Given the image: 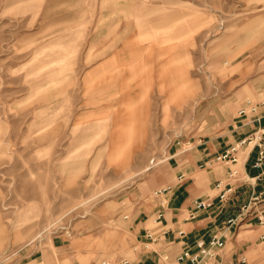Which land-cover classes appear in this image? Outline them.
<instances>
[{"label":"rangeland","instance_id":"rangeland-1","mask_svg":"<svg viewBox=\"0 0 264 264\" xmlns=\"http://www.w3.org/2000/svg\"><path fill=\"white\" fill-rule=\"evenodd\" d=\"M141 35L176 36L177 55L151 137L129 156L144 94L113 125L111 69L87 74ZM247 101L264 102V0H0V264L30 251L46 264L130 260L139 206L194 164L199 141L231 136Z\"/></svg>","mask_w":264,"mask_h":264},{"label":"crops","instance_id":"crops-1","mask_svg":"<svg viewBox=\"0 0 264 264\" xmlns=\"http://www.w3.org/2000/svg\"><path fill=\"white\" fill-rule=\"evenodd\" d=\"M141 37L143 39L141 46L138 48L126 46L119 49L104 62V65L93 69L94 71H88L87 74L89 78L106 65L107 69H111L108 72L110 77L107 80L110 82L113 91L107 95V99L116 100L118 106V108L114 107L115 111H108L110 113L109 118H111L108 122L113 125L117 123L118 114L123 115L124 113L123 104L131 100L136 101L141 97V94H144L143 102L139 106L140 115L136 120L139 142L130 149L129 156L138 154L143 147L141 146L143 145L141 144L142 141L144 143L151 137L150 124L153 120L151 113L153 101L160 98L163 101L161 105L166 101L169 89L167 87L162 89L161 86L165 87L169 84L175 68H168V64L177 55L176 36L155 37V41L151 35H141ZM183 43L182 54L185 68L186 56L187 65L189 66L190 63L191 47L188 40ZM178 53L181 54L180 51ZM135 54L140 56L138 68L141 70L138 79L132 82L129 80L128 68L132 56ZM164 67H167L165 72L162 71ZM189 73L188 69L187 74ZM124 82L126 83L125 89L122 88ZM136 106H133V109ZM170 107L172 106L170 105ZM235 124L231 130V136L226 134V137H223L221 141H218L219 137H209V141H199L194 156V164H189L174 174L175 178L167 185L170 187V191L161 197L153 198L152 202L139 206L129 226L135 234V247L132 249L130 260L118 258L114 263H110L108 260L101 264H123L125 261L127 264H177L176 257L183 249L189 248L194 252V245L197 241L208 242L213 235L220 237L224 242V248L219 255V259L223 263L241 264L240 260L244 258L245 264H264V241H261V236L264 235V227L258 226L255 221L250 219L237 226L227 225V221L237 216L239 207L248 202L252 193H259L264 190V169L258 170L252 167L257 153L256 149L248 155L249 149L240 151L238 154L239 160L235 167L239 168L240 179H246L247 183L242 181L235 183L233 195L220 205V209L202 211L195 219L188 218L194 202L198 199L213 197L211 192H214L215 182L223 180L229 171V167L222 166L225 174L220 177V173L213 169L215 165L206 168H201L200 165L211 160L229 145L240 141L255 130L264 129V106L259 105L254 114H247L246 118H241ZM131 130L132 126L128 123L122 127L124 140L129 137ZM127 147V143H122L118 147V154L123 156ZM193 165L197 166L199 170L206 171V173H198ZM180 176H182L181 179ZM215 202L217 203V200ZM157 212H161L163 217L159 227L156 228V231H159L156 241L149 243L145 239V232L151 228L146 226L149 222L152 224V219ZM127 219L128 217L124 218V220ZM179 232H182L183 235L180 236ZM45 258L47 256L43 255L42 251H30L19 264H46ZM88 264L97 263L90 261Z\"/></svg>","mask_w":264,"mask_h":264},{"label":"built area","instance_id":"built-area-1","mask_svg":"<svg viewBox=\"0 0 264 264\" xmlns=\"http://www.w3.org/2000/svg\"><path fill=\"white\" fill-rule=\"evenodd\" d=\"M259 105H264V102L260 104H253L250 101L245 103L242 107L238 116L240 118H246L247 114L255 113ZM264 129H258L247 135L240 141L229 145L218 155L214 156L211 160L203 162L200 167L206 168L212 165H222L229 167V171L223 180L215 182L213 187V197H207L204 199H198L193 204V209L189 212L188 218L195 219L197 215L206 210L220 209V205L226 202L227 199L233 195L235 183L242 181L247 183L246 179H240L239 168L235 166L238 164V154L240 151H247V155L257 150L255 161L252 165L254 169H264ZM246 155V156H247ZM182 176H180V179ZM170 191V187H162L153 193L154 198L161 197L165 193ZM217 200V203L215 202ZM217 205V206H216ZM163 215L161 212H157L155 217L152 219V224L155 226L145 232V239L149 243H154L157 239L156 228L159 227L160 221ZM126 219V217H124ZM250 219L255 221L260 227H264V190L259 193H252L248 202L240 206L238 214L235 218L227 221L228 226H237L241 222ZM180 236L182 232L178 233ZM70 233H67L69 236ZM261 241H264V235L261 236ZM147 246V245H146ZM145 246V247H146ZM195 251L192 252L189 248L183 249V251L176 257L177 264H226L219 259V255L224 248V242L216 235H213L208 242L199 240L195 243ZM245 259L240 260L241 264H245ZM105 264V263H103ZM127 264V262H123Z\"/></svg>","mask_w":264,"mask_h":264},{"label":"bare ground","instance_id":"bare-ground-1","mask_svg":"<svg viewBox=\"0 0 264 264\" xmlns=\"http://www.w3.org/2000/svg\"><path fill=\"white\" fill-rule=\"evenodd\" d=\"M245 94V93H244ZM239 98V97H238ZM239 160V159H238ZM213 194V192H211Z\"/></svg>","mask_w":264,"mask_h":264}]
</instances>
